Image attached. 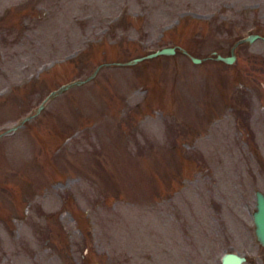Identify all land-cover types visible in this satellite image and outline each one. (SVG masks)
<instances>
[{
  "label": "rangeland",
  "instance_id": "1",
  "mask_svg": "<svg viewBox=\"0 0 264 264\" xmlns=\"http://www.w3.org/2000/svg\"><path fill=\"white\" fill-rule=\"evenodd\" d=\"M250 32L264 0H0V264H264V38L214 53Z\"/></svg>",
  "mask_w": 264,
  "mask_h": 264
},
{
  "label": "water",
  "instance_id": "2",
  "mask_svg": "<svg viewBox=\"0 0 264 264\" xmlns=\"http://www.w3.org/2000/svg\"><path fill=\"white\" fill-rule=\"evenodd\" d=\"M259 37L264 38V34H262L260 32H250L246 35H243V36L237 38V40L233 43V45L231 47V53L230 54L223 55L219 52L214 51L215 57L218 59H222L225 62H232L235 58L234 47L239 42H241V41H253ZM181 49L185 53H187L194 62H199L203 59V57L196 56V55L192 54L185 47H183ZM175 50H176V47L174 45H164V46H161L160 48H157V49H155L151 52H148L146 54L134 56V57H132L126 61H116V62L117 63H133V62L141 60L145 57H152V56H155L158 54H172L175 52ZM107 63H111V62L100 63L97 66V68L95 69V71L92 74H90L87 78H79L77 80H73V81L62 84L59 88L52 90L47 98L53 96L54 94L64 90L65 88H67L71 85L82 83V82L88 80L89 78H91L94 75L96 70L102 64H107ZM31 115L32 114H28V115L24 116V118L21 120V122H23L24 120L31 117ZM15 127L16 126H13L10 129H14ZM252 220L254 223L255 236H256L257 240L264 246V191L259 189V188L255 190V209L252 212ZM245 261H246V255L235 252V251H226L221 256V264H242Z\"/></svg>",
  "mask_w": 264,
  "mask_h": 264
}]
</instances>
